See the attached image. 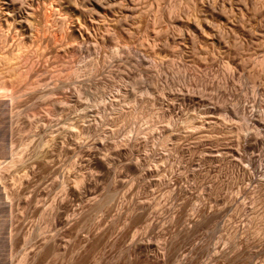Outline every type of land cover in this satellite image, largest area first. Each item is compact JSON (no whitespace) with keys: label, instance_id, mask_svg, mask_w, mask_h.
Masks as SVG:
<instances>
[{"label":"rangeland","instance_id":"1","mask_svg":"<svg viewBox=\"0 0 264 264\" xmlns=\"http://www.w3.org/2000/svg\"><path fill=\"white\" fill-rule=\"evenodd\" d=\"M0 57V264H264V0H0Z\"/></svg>","mask_w":264,"mask_h":264},{"label":"bare ground","instance_id":"2","mask_svg":"<svg viewBox=\"0 0 264 264\" xmlns=\"http://www.w3.org/2000/svg\"><path fill=\"white\" fill-rule=\"evenodd\" d=\"M1 58V57H0ZM8 62V61H7ZM6 67V66H5ZM75 71V70H74ZM77 72V71H76ZM76 72H74V73H76ZM4 82V81H3ZM59 84H61V83H59ZM1 88H3V87H0V89ZM6 89V88H5ZM3 90H4V88H3ZM2 91V90H1ZM2 93V92H1ZM120 109V108H119ZM125 110V109H124ZM261 115V114H260ZM120 116H124V117H126V118H128V117H132V112H130V111H123V110H119L118 112H117V114H116V117H120ZM134 116V115H133ZM259 116V115H258ZM264 116V115H263ZM263 116L261 117V116H259V118L258 119H256L255 120V122H258V123H260V122H262V120L264 119L263 118ZM239 119L240 120H242V122L241 123H243V126H245L247 123H248V117L247 116H245L243 113H241V114H239ZM264 121V120H263ZM219 125V124H218ZM218 125H213V124H206L205 126L206 127H201V128H199V130H198V134L195 136H193V133L192 132H188V131H186V132H184V134L182 135V134H178V135H176V142H175V145H176V147L179 149L180 148V142H179V140L181 139V140H183V139H185V138H193L194 140H196L197 142H200L201 140H203V139H206V140H209L211 143H213V144H215L216 145V147H218L219 145H223V143H225V140L226 139H228V137L229 138H234V139H236L237 140V144H239L240 146H241V141H242V135H243V133H242V135L240 134V132L239 131H237V130H230V129H223L221 126H218ZM248 125V124H247ZM242 129V128H241ZM245 131H247L246 129H245ZM191 140V139H190ZM235 140V141H236ZM125 141V140H124ZM123 141V142H124ZM193 141V140H192ZM230 141V140H229ZM231 141H233V140H231ZM77 142V141H76ZM75 142V140L73 139V138H71V137H67V139H66V145L68 144L69 145V148L71 149V155H72V153H74L76 150H78V148L80 147V145H78L77 143ZM128 142V141H127ZM202 142V141H201ZM208 142V141H207ZM244 142V141H243ZM192 143V142H191ZM61 144V143H60ZM186 144V143H185ZM202 144V143H201ZM64 143L63 144H61L59 147H60V149H62L64 146ZM183 145V144H182ZM195 145V144H194ZM197 145H198V143H197ZM196 145V146H197ZM210 145V144H209ZM211 146V145H210ZM58 147V148H59ZM183 147V146H182ZM195 147V146H194ZM65 148V147H64ZM240 148V147H239ZM241 148H242V146H241ZM124 149V148H123ZM177 149V150H178ZM182 149V148H181ZM121 150V149H120ZM185 150V149H184ZM63 151H64V149H63ZM187 151V150H186ZM70 152V151H69ZM71 155H70V157H69V162H68V164H69V166H73V164H74V161H72L70 158H71ZM68 157V156H67ZM219 158V157H218ZM213 159V158H212ZM68 160V159H67ZM214 160V159H213ZM60 170H56V172L58 173ZM243 171V170H242ZM241 171V172H242ZM55 172V173H56ZM240 172V171H239ZM56 173V174H57ZM59 173H61V172H59ZM246 174H247V170H244L242 173H239V174H237L236 175V178L237 177H240L241 176V178L243 179L244 177H246ZM80 176H82L81 174H79ZM248 177H251V174L250 173H248ZM74 178V177H73ZM78 178V177H77ZM240 178V179H241ZM25 179V178H24ZM68 179H70V178H68ZM174 179V178H173ZM252 179V178H251ZM76 180V179H75ZM81 180H83L82 179V177L81 178H78L77 179V181H75V182H73V183H80L81 182ZM65 182H67L66 180H64ZM69 181V180H68ZM84 181V180H83ZM162 181V180H161ZM174 182L173 183H177V181H178V178L176 179H174L173 180ZM160 182V181H159ZM158 182V183H159ZM82 183V182H81ZM80 183V184H81ZM85 183V182H84ZM162 183V182H161ZM164 183V182H163ZM216 183V182H215ZM167 184V183H166ZM60 185H64V182H61V184ZM82 185V184H81ZM72 186H74L73 184H72ZM86 186V185H85ZM160 186V185H159ZM163 186H164V184H163ZM82 187V186H81ZM162 187V186H161ZM180 187V186H179ZM163 188V187H162ZM176 188V187H175ZM83 190V189H82ZM70 191L73 193V194H75V196H78V197H80L81 196V194H82V197H85V199H86V190H84V191H81L80 190V188L79 187H77V186H74V187H72L71 189H70ZM216 191H217V186H216ZM81 192H83V193H81ZM92 192V191H91ZM91 192H88L87 193V197H91L92 198V196H94V194L93 193H91ZM172 192V191H171ZM93 194V195H92ZM171 194V193H170ZM180 194H179V191H178V189L177 190H175L174 189V191L172 192V194H171V196L172 197H174V198H179L180 196H179ZM170 196V195H169ZM188 198V197H187ZM191 198H189V200H190ZM82 200V199H81ZM97 201L99 200V198L98 199H96ZM92 201V200H91ZM103 201V200H102ZM191 201V200H190ZM189 201V202H190ZM86 202V201H85ZM96 202V201H95ZM95 202H94V204H95ZM99 202V201H98ZM187 202V201H186ZM185 202V203H186ZM57 203V202H56ZM104 203V202H103ZM185 203H183L184 205H182L181 206V204H180V208L179 209H177L175 212H174V218H175V221H178L179 222V220H181V219H183V210H184V207H185ZM90 205H93V204H90ZM97 205H99V203L97 204ZM56 206H58V204L56 205ZM96 206V205H95ZM99 206H101V205H99ZM126 208V207H125ZM197 208V207H196ZM85 209H86V207H85ZM84 209V210H85ZM129 209V207H127L126 208V210H128ZM57 210V209H56ZM77 210H80V208L79 209H77ZM147 209H145V208H140L136 213H134V214H132L131 216H130V221H129V223H131V224H134V223H136V222H140L145 216H146V214H147V211H146ZM196 210V209H195ZM121 211V210H120ZM119 211V212H120ZM79 212V211H78ZM81 212H82V210H81ZM118 212V213H119ZM198 212H199V215L198 216H202V218L203 219H205V221L208 219V220H210V219H213V218H215V217H217L218 216V214H219V209H216V210H213L212 212H210V213H207L206 211H205V208L204 209H198ZM59 213L60 212H58V213H56L55 214V218H56V220H58L59 219ZM84 213H86L85 211H84ZM123 213V212H122ZM121 213V214H122ZM72 214H73V211H72ZM83 214V213H82ZM81 214V215H82ZM75 215V214H74ZM73 215V216H74ZM77 215H79V213L77 214ZM186 215V214H185ZM68 216V215H67ZM84 216V215H83ZM82 216V217H83ZM123 216V215H122ZM70 217V216H69ZM78 217V216H77ZM80 217V216H79ZM120 218H121V215H119L118 217H117V219L115 220V223L118 221V220H120ZM195 218V217H194ZM201 218V219H202ZM62 219V218H61ZM68 219V218H67ZM54 220V219H53ZM60 220V219H59ZM73 220V219H72ZM77 220V219H76ZM75 220V221H76ZM189 220H191V219H189ZM78 221V220H77ZM114 221V220H113ZM191 221H193V219L191 220ZM204 221V220H203ZM65 222H66V220H65ZM177 222V223H178ZM208 222V221H207ZM70 223H71V221H70ZM76 223H78V222H75V224ZM69 224V223H68ZM111 225V224H110ZM154 225H156L155 224V222H151V226L153 227ZM114 225H112V227H113ZM197 226H198V223L196 222V221H193L192 222V228H197ZM109 227V226H108ZM111 227H109V229H110ZM115 228V227H114ZM111 229H113V228H111ZM183 229V228H182ZM106 231V230H105ZM110 231V230H109ZM183 231V230H182ZM186 231V230H185ZM184 231V232H185ZM254 231V230H253ZM101 232V231H100ZM103 232H104V230H103ZM187 232V231H186ZM189 232V231H188ZM187 232V233H188ZM192 232V231H191ZM106 233V232H105ZM180 233V231H178V236L179 235H182V234H184L183 232H182V234H179ZM254 233H256V231H254ZM103 234V233H102ZM101 234V235H102ZM108 234H109V232H108ZM186 234V233H185ZM184 234V235H185ZM99 235H100V233H99ZM105 236H107V235H105ZM104 236V237H105ZM232 236V235H231ZM180 237V236H179ZM184 237V236H183ZM186 237V236H185ZM98 238H99V236H98ZM181 238H182V236H181ZM95 239V238H94ZM93 239V240H94ZM102 239V238H101ZM105 239V238H104ZM168 239V238H167ZM166 239V240H167ZM180 239V238H179ZM92 240V241H93ZM96 240H97V237H96ZM99 240V239H98ZM100 241H103V240H100ZM96 242V241H95ZM88 244V243H87ZM177 244V243H176ZM176 244H174L170 239L169 240H167L166 241V244H165V247H164V252L163 253H161L160 255V261H159V263L158 264H165V263H167V262H170L169 260L171 259V258H173L172 257V255H174V254H176V253H172V252H174L173 250H174V248H175V246H176V248H177V245ZM245 248H246V246H244ZM243 247V248H244ZM178 249V248H177ZM244 250V249H243ZM242 250V251H243ZM175 252H176V250H175ZM240 252V251H239ZM238 252V253H239ZM247 252V251H246ZM74 253V252H73ZM237 253V254H238ZM243 253V252H242ZM244 253H245V251H244ZM80 255H81V253H80ZM72 257V256H71ZM80 257V256H79ZM77 258V257H76ZM228 258V257H227ZM234 258V257H233ZM73 259V258H72ZM231 259V258H230ZM76 260V259H75ZM78 260V259H77ZM80 260H83V259H80ZM232 260V259H231ZM147 261V260H146ZM145 261V262H146ZM74 262V261H73ZM149 262V261H148ZM72 263V262H71ZM151 263V262H150ZM156 263V262H155ZM154 263V264H155ZM75 264H76V262H75ZM135 264V263H134ZM157 264V263H156ZM182 264V263H181Z\"/></svg>","mask_w":264,"mask_h":264}]
</instances>
